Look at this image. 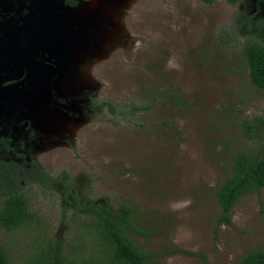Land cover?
Wrapping results in <instances>:
<instances>
[{
  "label": "rangeland",
  "instance_id": "obj_1",
  "mask_svg": "<svg viewBox=\"0 0 264 264\" xmlns=\"http://www.w3.org/2000/svg\"><path fill=\"white\" fill-rule=\"evenodd\" d=\"M90 2L58 37L66 53L48 48L60 2L45 8L38 46L5 54L0 42V156L64 171L114 209L129 203L148 235L131 238L153 264H237L264 248V188L237 201L229 225L217 224L216 196L233 154L255 147L239 120L264 117L243 55L264 31V0ZM20 184L32 221L0 229V245L13 261L59 244L71 258L82 216L60 188Z\"/></svg>",
  "mask_w": 264,
  "mask_h": 264
},
{
  "label": "trees",
  "instance_id": "obj_2",
  "mask_svg": "<svg viewBox=\"0 0 264 264\" xmlns=\"http://www.w3.org/2000/svg\"><path fill=\"white\" fill-rule=\"evenodd\" d=\"M202 1L212 4L215 0ZM242 1L227 0L230 4ZM258 27L259 31L263 28L260 24ZM253 35V39L245 42L243 55L250 83L264 94V43H259L264 39V31L262 34L253 32ZM133 108L143 110V107ZM238 127L255 147L251 152L238 150L233 154L229 173L216 193L220 208L218 225L231 224L233 209L241 197L264 188V117H243ZM30 133V139L36 138L35 131ZM24 179L40 188H60L62 200L73 207L69 208L72 220L81 215L78 221L84 224V228H80L76 244L71 247V258L60 254L59 244L53 249L39 247L36 252L30 253L28 260L13 261L7 248L0 245V264H153V254L144 252L131 238L135 232L144 237L148 235L136 227L134 211L129 203H121L114 209L103 200L88 199L84 189L75 180L70 181L64 171L52 177L34 162L22 163L12 158L5 160L3 156H0V183L3 185L0 191V229L13 232L31 224L28 197L18 190ZM82 240L90 244L83 245ZM237 264H264V248L246 254Z\"/></svg>",
  "mask_w": 264,
  "mask_h": 264
},
{
  "label": "flooded vegetation",
  "instance_id": "obj_3",
  "mask_svg": "<svg viewBox=\"0 0 264 264\" xmlns=\"http://www.w3.org/2000/svg\"><path fill=\"white\" fill-rule=\"evenodd\" d=\"M75 3H72V2ZM91 0H0V42L6 46L2 50L5 54H12L15 50H20L22 46L29 45L36 47L34 41H38L41 35L40 27L42 25L41 18L45 16V8L48 10L53 4L61 3V7L53 17H48V27L50 33L48 39L50 42L49 49L52 52L66 53L68 50L65 47L62 49L57 47L59 43L58 37L65 32L66 27L75 25L68 16V10L71 8H79L85 6ZM98 3V2H97ZM96 3V5H97ZM88 7V6H87ZM82 8L80 10L86 9ZM72 20L76 21L79 18H74L76 12L70 14ZM76 19V20H75ZM35 33V35H34ZM32 39L34 41H32ZM54 43V44H53ZM14 46V47H13ZM25 54H31V51L25 50ZM9 63L0 67L4 70L9 67ZM15 65L13 66V68Z\"/></svg>",
  "mask_w": 264,
  "mask_h": 264
},
{
  "label": "clouds",
  "instance_id": "obj_4",
  "mask_svg": "<svg viewBox=\"0 0 264 264\" xmlns=\"http://www.w3.org/2000/svg\"><path fill=\"white\" fill-rule=\"evenodd\" d=\"M91 4V2H89V3H87L85 6H83V7H79V8H71V9H69L68 10V16L71 18V21H72V23L74 22V24H77L78 22H80V21H78V20H76V21H73L72 20V16H70V14L71 13H73L74 11L76 12V16H74V18L76 17H80V14L78 13V11L80 10V9H82V8H85V7H87L88 5H90Z\"/></svg>",
  "mask_w": 264,
  "mask_h": 264
},
{
  "label": "bare ground",
  "instance_id": "obj_5",
  "mask_svg": "<svg viewBox=\"0 0 264 264\" xmlns=\"http://www.w3.org/2000/svg\"><path fill=\"white\" fill-rule=\"evenodd\" d=\"M88 7L84 10L83 15L87 12Z\"/></svg>",
  "mask_w": 264,
  "mask_h": 264
}]
</instances>
